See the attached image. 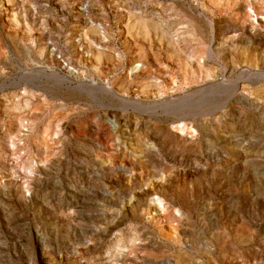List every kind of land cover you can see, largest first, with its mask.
Returning <instances> with one entry per match:
<instances>
[{"label":"rangeland","instance_id":"obj_1","mask_svg":"<svg viewBox=\"0 0 264 264\" xmlns=\"http://www.w3.org/2000/svg\"><path fill=\"white\" fill-rule=\"evenodd\" d=\"M263 78L264 0H0V264H264Z\"/></svg>","mask_w":264,"mask_h":264},{"label":"bare ground","instance_id":"obj_2","mask_svg":"<svg viewBox=\"0 0 264 264\" xmlns=\"http://www.w3.org/2000/svg\"><path fill=\"white\" fill-rule=\"evenodd\" d=\"M264 79V78H263ZM116 97V96H115Z\"/></svg>","mask_w":264,"mask_h":264}]
</instances>
